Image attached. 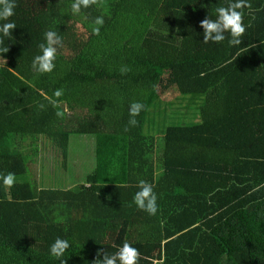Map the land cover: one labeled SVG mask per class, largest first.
<instances>
[{"label": "trees", "instance_id": "obj_1", "mask_svg": "<svg viewBox=\"0 0 264 264\" xmlns=\"http://www.w3.org/2000/svg\"><path fill=\"white\" fill-rule=\"evenodd\" d=\"M73 2L15 0L16 29L0 34V176H16L11 188L0 180V264H60L56 238L70 244L67 264H95L124 242L138 264H264V0L242 10L240 46L228 33L204 44L200 27L235 0H104L79 14ZM50 30L63 47L39 74ZM57 89L63 119L45 98ZM133 102L145 105L135 127ZM72 136L94 137L83 183L17 182L29 176L25 142H52L66 165ZM140 180L157 194L154 216L133 202Z\"/></svg>", "mask_w": 264, "mask_h": 264}, {"label": "clouds", "instance_id": "obj_2", "mask_svg": "<svg viewBox=\"0 0 264 264\" xmlns=\"http://www.w3.org/2000/svg\"><path fill=\"white\" fill-rule=\"evenodd\" d=\"M104 0H74L71 4L73 14H79L82 8H90L93 5L102 6ZM245 7H251L248 0H235L230 3L227 7L220 6L216 8V19H211L209 16L200 22V27L204 30L203 32V43L208 44L209 42L221 43L226 39L225 33L230 35L229 44L232 46H240L242 43L241 37L245 35L246 27L243 23V9ZM16 3L15 0H0V21H6L0 25V34L2 37H11L12 32L16 29V24L10 21V18L15 15ZM104 24L103 16L96 17L92 31L95 35H100V27ZM45 42L39 45L40 54L36 55L32 62V69L34 72L39 74H50L55 69V60L57 57L58 47H63V39L55 31H47L44 34ZM4 44L3 38H0V45ZM242 50V49H241ZM0 52L8 53L9 48H0ZM239 55V53H237ZM5 64L7 60L4 59ZM126 66L121 68V74H125L129 71ZM203 75V74H201ZM63 89H57L53 96L45 97L49 100V103L53 107L57 108L56 116L63 119L68 112L67 108L61 109L64 104L60 98L63 96ZM44 105H40L41 110L44 109ZM145 110V105L140 102H133L129 107L130 119L128 124L135 127L138 121L135 119L140 115L141 111ZM128 129L126 128L125 131ZM3 185L6 188H11L15 185L16 176L14 173H7L6 175L0 176ZM120 187H126V185H120ZM138 191L133 197V202L142 211L147 212L149 215H156L158 211L157 194L154 191L153 185L145 180L138 182ZM70 244L67 240L56 238L54 243L50 246V255L60 260V264H67V260L62 259L66 251L69 249ZM98 258L95 264H138L140 258L139 251L132 247L128 242H124L121 247L113 254L107 252H100L97 254ZM102 256V259L99 257Z\"/></svg>", "mask_w": 264, "mask_h": 264}, {"label": "rangeland", "instance_id": "obj_3", "mask_svg": "<svg viewBox=\"0 0 264 264\" xmlns=\"http://www.w3.org/2000/svg\"><path fill=\"white\" fill-rule=\"evenodd\" d=\"M177 97H179V94L175 91H170L164 95L167 101H175ZM159 120H157L156 126L159 123L162 126L168 123V120L165 122L161 121V118ZM150 130V133H152L153 128H150ZM93 138L72 136L66 165L65 158L61 155L62 153L56 152L52 142H45L42 145L41 139H38V147L35 148H32L31 144L25 142L21 149L24 153L29 150V153L25 155L29 176L27 178H21L17 182L22 184L23 182L29 181L37 184L39 188L50 187L52 189L66 188L65 184H69L70 182H77L80 185V183L84 182L86 176L92 172L94 161L96 162L94 160L95 150L93 147ZM35 150H39L40 153L36 152L34 154ZM45 154L48 156L46 157ZM35 162L38 169L37 176L31 173V171L36 169L34 167ZM67 188H69V185H67Z\"/></svg>", "mask_w": 264, "mask_h": 264}, {"label": "crops", "instance_id": "obj_4", "mask_svg": "<svg viewBox=\"0 0 264 264\" xmlns=\"http://www.w3.org/2000/svg\"><path fill=\"white\" fill-rule=\"evenodd\" d=\"M76 184H77V182H76Z\"/></svg>", "mask_w": 264, "mask_h": 264}]
</instances>
